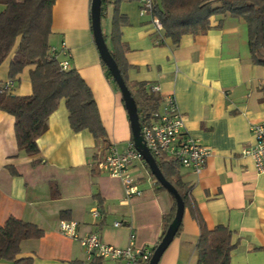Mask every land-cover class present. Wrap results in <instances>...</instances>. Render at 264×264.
Wrapping results in <instances>:
<instances>
[{"label":"crops","instance_id":"0c3cea01","mask_svg":"<svg viewBox=\"0 0 264 264\" xmlns=\"http://www.w3.org/2000/svg\"><path fill=\"white\" fill-rule=\"evenodd\" d=\"M90 6L91 0H55L48 43L54 48L65 44L70 70L93 94L106 142L88 131L74 133L61 100L37 141L38 154H19L14 119L0 111V227L14 218L43 230L41 239L20 244L18 258H30L32 264H90L94 259L87 261L79 241L89 234L116 248L127 247L131 234L136 248L157 246L163 236L162 218L175 205L141 163H134L130 173L142 196L130 201L124 199L120 179L93 166L109 146L124 151L132 137L121 95L107 77L94 43ZM139 8L133 0L118 4L127 21L120 30L128 49L127 81L144 84L149 93L156 87L154 94L160 97H175L187 135L210 152L199 174L179 169L181 182L189 186L207 229L223 226L233 234L236 247L229 264H264V174L256 173L252 160L242 153L253 144L250 125L264 123V67L251 62L247 26L241 19L216 16L205 35L183 36L173 46L163 32L154 31L147 17H140ZM3 10L0 5V13ZM112 13L108 7L101 18L108 48ZM13 52L0 66L2 84L9 82ZM31 70L27 67L16 77L9 94H32ZM9 167L17 175H11ZM92 210L100 216L93 218ZM60 221L76 223L78 238L63 236ZM117 222L125 225L117 228ZM198 236L197 223L185 209L180 233L158 264H196Z\"/></svg>","mask_w":264,"mask_h":264},{"label":"trees","instance_id":"16d2710c","mask_svg":"<svg viewBox=\"0 0 264 264\" xmlns=\"http://www.w3.org/2000/svg\"><path fill=\"white\" fill-rule=\"evenodd\" d=\"M121 1L101 0V18L105 17L108 7L113 8L108 49L135 101L141 127L144 122L149 123L158 111L161 97L149 93L144 84L131 85L127 81L126 73L130 67L125 53L128 49L121 42L120 32L127 21L118 11ZM54 3L55 0H0V5L4 7L0 13V66L14 50L9 65V81L13 82L25 68L33 67L29 73L30 96H13L0 83V111L14 119L17 149L19 154L26 156L38 154L37 141L46 133L47 121L61 100L65 102L69 126L74 133L88 131L95 140L106 142L91 90L75 70L62 71L58 61L49 55L48 38ZM154 14L161 23L164 38L169 39L173 46H178L183 36L205 35L210 30L213 17L241 19L247 26L251 62L264 67V0H159ZM104 40L106 42L105 36ZM102 65L107 77L111 78L105 65ZM157 165L199 228L195 246L196 264H229L231 252L236 247L232 242L233 234L223 226L207 229L191 200L189 186L180 180V167L176 162H159ZM145 168L148 170L146 165ZM8 170L11 175H17L12 167ZM155 184L160 191L168 193L158 183ZM175 211L176 205L163 216V235L173 221ZM180 230L181 225L176 236ZM43 235V230L36 225L9 218L0 227V262L32 264L30 258H18L20 244L27 240H39ZM101 261L94 259L90 264H101ZM69 264L84 263L75 261Z\"/></svg>","mask_w":264,"mask_h":264},{"label":"built area","instance_id":"2783aa9c","mask_svg":"<svg viewBox=\"0 0 264 264\" xmlns=\"http://www.w3.org/2000/svg\"><path fill=\"white\" fill-rule=\"evenodd\" d=\"M139 8L140 17H147L154 31L162 33V26L154 14L156 0H133ZM49 55L58 61L62 71L70 70L69 52L64 43L59 48L50 47ZM13 82L4 84L3 88L10 91ZM158 88L153 87L151 92L157 93ZM253 138V144L243 150V155L248 156L253 163L256 173L264 174V123L251 124L249 127ZM141 137L154 161H174L182 169L199 174L209 157L210 152L201 146L185 131L184 117L177 107L173 95L161 97L158 111L153 115L149 123H143L140 127ZM134 163L145 166L142 156L135 150L130 142L124 151H119L115 146H109L103 158L96 161L93 166L100 172L111 178L120 179L124 188V199L130 201L142 196L138 182L131 176V168ZM91 216H100L97 210L91 211ZM125 224L117 222L115 227H123ZM76 223L72 221H60L59 232L68 238L77 239ZM80 245L86 253L87 261L93 259L106 260L121 264H149L154 247L136 248L134 235H130L129 244L125 248L109 246L101 241L97 234H89L79 238Z\"/></svg>","mask_w":264,"mask_h":264},{"label":"water","instance_id":"95a60500","mask_svg":"<svg viewBox=\"0 0 264 264\" xmlns=\"http://www.w3.org/2000/svg\"><path fill=\"white\" fill-rule=\"evenodd\" d=\"M101 3V0H91L90 6L91 30L96 49L102 63L105 65L112 81L116 85L121 95L123 105L128 116L133 147L142 156L144 164L147 166L151 176L155 179V182L158 183L160 187L164 188L172 196L176 205V211L173 221L169 225L158 245L155 247L151 260L149 262V264H158L163 253L175 238L177 231L181 225L185 210L184 204L174 187L162 175L157 163L154 161L143 142L140 132L137 106L127 86L125 85L120 71L115 61L113 60L104 40V35L101 28Z\"/></svg>","mask_w":264,"mask_h":264}]
</instances>
